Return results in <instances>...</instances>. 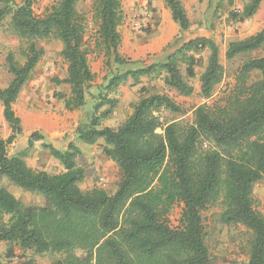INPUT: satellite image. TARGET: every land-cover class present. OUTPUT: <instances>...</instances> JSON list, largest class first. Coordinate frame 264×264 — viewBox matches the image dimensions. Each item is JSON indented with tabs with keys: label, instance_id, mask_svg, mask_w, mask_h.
<instances>
[{
	"label": "trees",
	"instance_id": "16d2710c",
	"mask_svg": "<svg viewBox=\"0 0 264 264\" xmlns=\"http://www.w3.org/2000/svg\"><path fill=\"white\" fill-rule=\"evenodd\" d=\"M37 1L0 0V23L8 19L11 34L24 44L20 49L24 63L10 53L7 64L13 78L6 88L0 87L4 118L13 131L7 140L0 136V181L6 182L0 187V242L49 256L51 264H214L202 212L220 202L223 211L218 222L241 225L251 234L247 264H264V213L256 210L253 197L255 185L264 180V56L245 61L225 102L196 107L190 124L164 123L157 115L160 109L174 113L181 109L168 95L156 93L135 103L131 116L118 128L104 126L110 111L99 112L117 102L108 94L129 78L137 84L164 73L167 87L190 97L195 89L180 65L187 64L189 78L194 77L196 55L208 49L200 94L210 99L224 80L225 68L214 41L198 37L164 61L122 71L135 62L120 53L121 1L93 0L94 50L104 53L108 74L98 87L100 102L91 119L79 124L76 136L90 146L103 140L106 157L122 175L112 193L100 188L83 191L80 184L93 177L94 169L74 141L62 150L51 143L43 145L64 168L59 174L32 168L8 153V145L22 133L13 106L45 52L39 43L58 40L63 44L67 76L57 83L71 88L66 109L83 112L94 99L91 89L96 75L89 63L87 21L79 10L80 0H55L43 14L34 11ZM163 1L180 30L188 31L191 22L182 1ZM263 2L247 0L234 20L253 18ZM263 47L264 30L231 42L226 58L231 61ZM42 140L35 132L29 146ZM12 186L41 196L43 203L24 205L9 191ZM176 204L183 209L180 226L173 228L169 215Z\"/></svg>",
	"mask_w": 264,
	"mask_h": 264
},
{
	"label": "rangeland",
	"instance_id": "374dc122",
	"mask_svg": "<svg viewBox=\"0 0 264 264\" xmlns=\"http://www.w3.org/2000/svg\"><path fill=\"white\" fill-rule=\"evenodd\" d=\"M204 1L205 3L202 4V12L196 19V25H191L190 29L185 32L180 30V34L174 39V41H172V43L167 47L160 57H157L156 55H150L146 59L133 61L135 62L134 64L123 67L122 71L137 69L143 65L164 61L168 55L176 53V51H178V49L185 42H188L195 37L198 38V35H207V37L204 38L213 40L218 46L220 63L225 68L224 80L219 86H217L213 96L210 99H204L200 94V77L208 65V59L210 56V51L206 49L196 55L199 63L194 65V77L189 78L187 73V64L180 65L182 75L185 76V79L194 86L195 92L192 96H181L176 90L167 87L164 83V73H156L152 77L142 78L137 84L131 78H129L117 89L116 92L108 94L109 97L117 100V102L114 104V107L110 108L109 106H106L99 112V114H101L103 111H110L109 115L103 121L104 126L118 128L129 118V116H131L133 112V105L137 102V100H140L143 96L156 93L168 95L177 105H179L181 109V112L177 113L160 109L157 112V115H159L164 123L179 121L183 124H190L193 121V111L196 107L203 104L213 107L214 105H220L225 102V98L237 84L239 69L245 61L251 57L264 56V47L249 54L239 55L231 61L227 60L226 54L225 56L223 53L220 54V51L227 52L229 44L234 41V37L240 32L234 28V15L243 9L247 0H232L231 3L228 0L221 2L220 0H203V2ZM15 2L20 4L22 0H15ZM54 2L55 0H38L34 5L35 13L43 14L54 4ZM92 6L93 0H80L78 7L80 12L85 15L87 21V33L85 40L90 49V67L96 75V80L91 89L94 99L90 100L83 112L76 110L78 118L77 122L75 120L76 118L73 119L77 124V127L74 129V131L77 130L79 124L82 121L91 119L94 106L100 102L99 99H96L99 95L98 87L104 83V77L108 74V70L104 65V53L102 51L94 50L97 39V28L94 25L92 19ZM225 14L228 15L227 21L224 18ZM259 23L261 26H264L263 21ZM155 27L156 26L153 25L149 29L142 28L140 31L146 38H148V36L154 33ZM232 31L236 35L233 36ZM22 47H24V44L14 35H12L9 30V20L7 19L1 22V88H6L13 78L9 72V67L7 64L8 55L13 53L20 63H24V59L20 50ZM62 47V44L58 40H49L39 43V48H42L45 51L42 60L13 106L16 115L21 119L22 133L17 135L16 139L8 145L9 156L21 157L26 160L28 165H30L32 168L44 170L50 174H59L63 172L64 169L58 161L50 156L49 151L44 148L43 145L49 142H34L33 146L30 147L29 140L30 136L35 133L34 128L32 127L34 117L40 116V118H44L47 123V119H50L49 114H53L54 112L52 111V108L54 107L53 103L58 99V94L65 93L66 91L64 90L66 88L62 86V92H53V90L58 88L60 89V87L57 86V79H62L67 76V64L61 56ZM39 74V78L42 79V85L39 87V89H37L38 87H35L37 85L34 84V86L32 82L39 79L37 77ZM255 78H257V76ZM251 81H249L248 84H250ZM41 100L43 101L41 102ZM3 111V105L0 102V136L4 140H7L12 136L13 131L11 126L6 122ZM43 127L47 126H45V124H41V130H39L37 133H43L44 129H46H43ZM158 132L162 133L161 130H158ZM28 133L31 135L28 136ZM70 138H72V136ZM68 139L65 138V141H63L61 144H55L56 148L61 150L64 149L65 143L68 142ZM74 142L80 144L82 150L89 160V164H91L92 168L94 169L93 177L83 181L80 184V188L83 191H90L94 188H100L104 189L108 193H112L115 184L119 181L122 175V171L115 162L106 157L104 153V148L106 145L104 142L99 141L97 144L90 146L81 143L77 139V136H75ZM207 146L205 145L203 148L206 149ZM4 184H6V182L0 181V187ZM9 191L24 205L42 204L44 201L41 196L26 192L16 186L10 187ZM253 197L256 210L264 213V180L255 185ZM182 209V204H176L170 212L169 223L171 227L178 228L180 226ZM222 211L223 206L219 202L216 206L202 212L204 225L206 228L207 244L212 261L214 264H247L249 260L247 243L251 237V234L245 227L241 225L228 227L220 224L218 222V216ZM51 263L52 260L49 256H38L33 251H22L15 247L11 248V246L0 247V264Z\"/></svg>",
	"mask_w": 264,
	"mask_h": 264
},
{
	"label": "crops",
	"instance_id": "0c3cea01",
	"mask_svg": "<svg viewBox=\"0 0 264 264\" xmlns=\"http://www.w3.org/2000/svg\"><path fill=\"white\" fill-rule=\"evenodd\" d=\"M120 1L122 4V16H123L122 23L119 28L122 38L120 53L124 57L132 61L143 60L150 55L151 56L156 55L157 57H160L162 53L167 49V47L172 43V41H174V39L180 34V27L178 26V24L174 22L170 9L166 7L163 0H120ZM181 1L184 8L187 11L191 25L195 26L197 23L196 19L198 15L201 14L202 6H203L202 4H204L205 1L204 2L203 0H181ZM221 1L224 0H220V2ZM228 1L230 3L232 2V0H228ZM146 7L154 10V17L156 21L154 25L156 26L155 31L153 34L148 36V38H146L144 34L140 31V28L138 27L137 24V20L135 19L137 14L139 15V17L143 15L144 9ZM263 11H264V2L262 3L260 10L253 18L238 23L234 21L233 23L234 28L240 31L237 35L232 31L233 36L236 35L234 37V41L244 40L264 30V26H261L259 23L262 21L264 22ZM224 18L227 21L228 15L225 14ZM198 37H207V35H198ZM60 43L62 44V42ZM222 53L225 56L226 51L224 52L220 51V54ZM92 72L95 74L94 71ZM39 76L40 74L37 77L39 78ZM64 78L59 80H63ZM41 80L42 79L39 78L38 80L33 81L32 84L33 85L36 84L37 86L35 85L34 86L38 87L37 89H39V87H41L42 85ZM57 86H59L60 89L57 87L58 89L56 90L58 91L53 90V92L54 91L62 92L61 91L62 86L66 88L64 89L66 91L65 93L58 94L59 95L58 99L56 100V102L53 103L54 107L52 108L53 109L52 111L54 112L53 114H49L50 119H47V123H46V120H44V118L42 119L40 118V116H36L34 117L32 127L34 128L35 132H38L39 130H41V124H45V126L47 127H43V129L44 128L46 129H44L43 133H40L44 137V140L42 141H47L51 144L53 143L54 146L55 144H61L63 141H65V138L67 139L69 138L68 142L65 143V147H64L65 149L67 148L70 142L75 140L76 130L74 131V129L77 127L75 120L77 122L78 114L76 113V111H72V112L68 111L65 106V101L71 96L70 86L62 83L57 84ZM42 101L43 100H41V102ZM138 101L139 100H137V102ZM31 134L28 133V136H30ZM71 136L72 138H70ZM100 141L103 142V140ZM76 144L81 148L80 144L78 143ZM1 246H9V244L5 242H0V247Z\"/></svg>",
	"mask_w": 264,
	"mask_h": 264
},
{
	"label": "built area",
	"instance_id": "2783aa9c",
	"mask_svg": "<svg viewBox=\"0 0 264 264\" xmlns=\"http://www.w3.org/2000/svg\"><path fill=\"white\" fill-rule=\"evenodd\" d=\"M135 19L137 20V24L140 29H149L156 23L154 17V10L148 7L144 9V13L143 15H141V17H139V15L137 14Z\"/></svg>",
	"mask_w": 264,
	"mask_h": 264
}]
</instances>
